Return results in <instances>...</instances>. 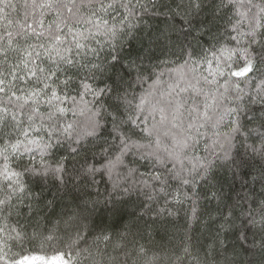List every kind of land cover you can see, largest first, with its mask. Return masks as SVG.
Returning a JSON list of instances; mask_svg holds the SVG:
<instances>
[{"label":"snow or ice","instance_id":"obj_1","mask_svg":"<svg viewBox=\"0 0 264 264\" xmlns=\"http://www.w3.org/2000/svg\"><path fill=\"white\" fill-rule=\"evenodd\" d=\"M0 264H264V0H0Z\"/></svg>","mask_w":264,"mask_h":264}]
</instances>
